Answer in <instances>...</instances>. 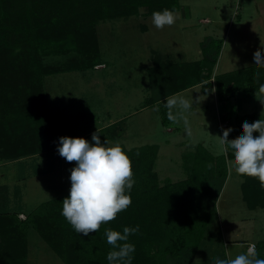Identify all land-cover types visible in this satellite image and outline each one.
Wrapping results in <instances>:
<instances>
[{
	"label": "trees",
	"instance_id": "16d2710c",
	"mask_svg": "<svg viewBox=\"0 0 264 264\" xmlns=\"http://www.w3.org/2000/svg\"><path fill=\"white\" fill-rule=\"evenodd\" d=\"M164 9L180 11V0H0V161H23L53 152L60 137L91 142L93 132L81 131L79 118H52L45 79L103 65L97 35L99 23L152 16L154 11ZM222 47L223 41L212 40L204 46L201 60L185 63L172 62L155 52L153 66L148 69L155 92H168L170 96L202 85L208 94L216 87L221 103L238 93L253 98L262 92L264 67L259 65L214 74ZM257 120V115L221 116V121L233 129L229 140L242 135L245 121ZM120 127L116 123L99 130L101 140L115 141ZM122 148L132 161L135 180L130 191L132 203L125 211L88 236L77 233L61 214L62 202L69 194L41 203L25 220L20 219V212H2L0 264H26L30 229L65 264H108L107 254L112 246L107 243L105 229L123 233L124 227L137 225L139 232L127 241L135 246L132 264H196L199 250L218 222L217 201L229 176L226 157L198 146L192 164L185 162L187 178L161 183L154 171L158 145ZM67 163L72 168L76 166L75 162ZM209 163L213 165L211 169L207 167ZM243 179L241 192L246 207L251 211L264 210V188L258 178ZM125 194H129L127 189ZM217 236L221 247L222 235L218 232ZM255 245L258 258L264 259V239ZM226 258L224 253L220 255V259ZM213 261L210 258L205 264Z\"/></svg>",
	"mask_w": 264,
	"mask_h": 264
},
{
	"label": "rangeland",
	"instance_id": "374dc122",
	"mask_svg": "<svg viewBox=\"0 0 264 264\" xmlns=\"http://www.w3.org/2000/svg\"><path fill=\"white\" fill-rule=\"evenodd\" d=\"M180 5L176 22L163 29L153 25L152 16L143 15L99 23L103 65L49 76L44 87L55 121L77 117L80 130L85 132L118 123L121 127L116 140L110 142H119L127 150L158 145L154 171L161 183L185 180V162L192 164L198 146L226 157L229 176L217 201L218 222L194 261L205 264L222 253L235 258L247 251L248 244L264 239V210L246 207L241 192L243 176L234 170L233 151H226L219 138L223 129L229 128L221 121L222 115H257L258 120H264V92L253 98L238 93L223 103L218 101L216 87L207 94L202 85L170 96L168 92L159 95L148 69L153 66L155 52L175 63L201 60L204 46L212 40L223 41L215 75L258 66L253 53L264 46V0H180ZM173 95L193 103L184 113L191 135L182 119L173 123L167 118L164 104ZM70 169L57 150L23 161H0V213L20 212L26 218L41 203L70 194ZM218 232L222 235L221 247L215 238ZM27 239L26 264H65L35 230L30 229Z\"/></svg>",
	"mask_w": 264,
	"mask_h": 264
},
{
	"label": "clouds",
	"instance_id": "9594fccd",
	"mask_svg": "<svg viewBox=\"0 0 264 264\" xmlns=\"http://www.w3.org/2000/svg\"><path fill=\"white\" fill-rule=\"evenodd\" d=\"M176 19L173 10L152 13V23L157 29L173 25ZM253 60L254 64L264 67V46L253 53ZM260 90L264 92V85ZM164 107L168 120L177 123L182 119L186 132L191 135L184 113L193 107L192 101L173 95L166 98ZM232 131V128L223 129L219 138L226 151H233L235 172L258 178L264 188V120L245 121L242 135L229 140ZM253 133L259 135L254 137ZM57 151L67 162L76 165L70 169V194L62 202L61 214L77 233L88 236L98 232L102 224L113 221L118 213L131 205L130 191L135 183L132 161L119 142L102 141L97 130L92 133L91 142L84 138L60 137ZM207 167L211 169L213 165L209 163ZM126 189L129 194H125ZM138 232L139 225L124 227L123 233L105 229L107 243L112 246L107 254L108 264H132L135 246L127 241L130 235ZM213 264H264V259L258 258L255 245H250L245 253L235 258H214Z\"/></svg>",
	"mask_w": 264,
	"mask_h": 264
},
{
	"label": "built area",
	"instance_id": "2783aa9c",
	"mask_svg": "<svg viewBox=\"0 0 264 264\" xmlns=\"http://www.w3.org/2000/svg\"><path fill=\"white\" fill-rule=\"evenodd\" d=\"M237 137H238V136H237ZM237 137H236V138H237ZM20 219L25 220L26 218H25L23 215H20ZM250 245H255V244H249L248 247H249ZM255 250H256V245H255Z\"/></svg>",
	"mask_w": 264,
	"mask_h": 264
}]
</instances>
